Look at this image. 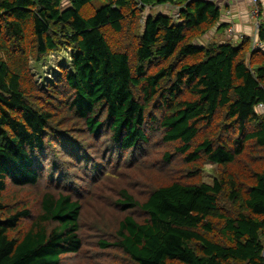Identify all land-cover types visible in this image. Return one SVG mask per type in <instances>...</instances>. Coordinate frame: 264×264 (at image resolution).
I'll use <instances>...</instances> for the list:
<instances>
[{
  "label": "trees",
  "instance_id": "1",
  "mask_svg": "<svg viewBox=\"0 0 264 264\" xmlns=\"http://www.w3.org/2000/svg\"><path fill=\"white\" fill-rule=\"evenodd\" d=\"M259 6L252 47L223 0H0V264L88 262L92 237L127 264H264ZM35 188L36 214L8 203Z\"/></svg>",
  "mask_w": 264,
  "mask_h": 264
},
{
  "label": "rangeland",
  "instance_id": "2",
  "mask_svg": "<svg viewBox=\"0 0 264 264\" xmlns=\"http://www.w3.org/2000/svg\"><path fill=\"white\" fill-rule=\"evenodd\" d=\"M248 5H249V0H248ZM154 12H158V11L153 10V13ZM233 15L235 16V13H233ZM244 16H248L247 12L244 13ZM250 22H253V21H250ZM234 24L235 23L231 21L230 25H233L234 27L236 25ZM251 26H253V24ZM220 34L223 36V39H225V36L227 33H225V36H224V34L220 31L217 32L216 35L215 33L210 34L208 39H210L212 36H213L212 40L221 39L222 36H219ZM239 34H241V32ZM70 54H71V51H63L60 54L52 55L49 59H47L46 61L40 64H31V72L34 76L36 83L40 87L44 88L46 83L48 82V81L46 82V80H49V81L53 80L55 76L59 74V70L61 68L66 67L68 68V70H70L69 68L70 67L69 58L71 56ZM213 169L214 168L212 167L206 168V173L202 177V180L204 182L211 183L212 176H213L212 175ZM39 195H40V190L38 188H35V190H33L32 195L26 192L18 193L15 195L12 201L8 202L7 200V202L10 204H18L20 202L29 204L28 207L34 211V214H36L38 212V206H39ZM34 214L32 213L33 216H35ZM33 216L31 219L24 221V223L26 224L30 223L31 220L34 218ZM135 216L139 221H142L144 218V215L140 211H136ZM90 220H91V208L87 207V210L83 218L81 219V225L83 224L82 232L85 234H88L90 230H93L92 223H90ZM97 226H98L99 232H102L103 234H106L107 236L111 235L109 228L106 227L105 225L97 224ZM96 242L97 240L92 237L91 245H90V260L88 262L85 261L84 263H82V261L77 257L75 258L68 257L63 260L62 264H127L124 258H122V256L118 254L116 251H114L113 249H105V250L98 249L96 246ZM84 252H86V255L89 256L88 248H86Z\"/></svg>",
  "mask_w": 264,
  "mask_h": 264
},
{
  "label": "crops",
  "instance_id": "3",
  "mask_svg": "<svg viewBox=\"0 0 264 264\" xmlns=\"http://www.w3.org/2000/svg\"><path fill=\"white\" fill-rule=\"evenodd\" d=\"M224 5L227 7V11H230L231 14L235 13V16L233 17H227L225 15V20L228 21L231 24V21L235 23L234 28L238 33H248V35H252L253 33V27L252 22L247 18V16H244V13L249 12V5L248 0H223ZM245 5V7H243ZM226 11V12H227ZM237 17V18H236ZM236 18V19H235Z\"/></svg>",
  "mask_w": 264,
  "mask_h": 264
},
{
  "label": "built area",
  "instance_id": "4",
  "mask_svg": "<svg viewBox=\"0 0 264 264\" xmlns=\"http://www.w3.org/2000/svg\"><path fill=\"white\" fill-rule=\"evenodd\" d=\"M259 1L260 0H249V12L247 13V18L250 20V21H253L252 24H253V33L251 35V42H252V47L256 46V47H261L262 45L256 40V31L259 27V24L257 22V18L259 16ZM225 15L227 17H232L233 14H231L230 11H227L225 13ZM227 35L232 37V36H238V37H241V34H239L235 28L233 27V25H231L227 31H226ZM258 112L262 115H264V103H260L258 104Z\"/></svg>",
  "mask_w": 264,
  "mask_h": 264
},
{
  "label": "clouds",
  "instance_id": "5",
  "mask_svg": "<svg viewBox=\"0 0 264 264\" xmlns=\"http://www.w3.org/2000/svg\"><path fill=\"white\" fill-rule=\"evenodd\" d=\"M232 14H233V13H232ZM231 18H232V17H231ZM230 26H231V25H230ZM230 26H229V27H230Z\"/></svg>",
  "mask_w": 264,
  "mask_h": 264
}]
</instances>
